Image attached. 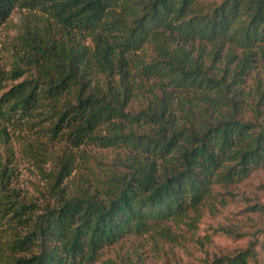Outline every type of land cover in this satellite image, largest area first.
<instances>
[{"label": "trees", "instance_id": "16d2710c", "mask_svg": "<svg viewBox=\"0 0 264 264\" xmlns=\"http://www.w3.org/2000/svg\"><path fill=\"white\" fill-rule=\"evenodd\" d=\"M16 8L28 21L12 70L0 67V90L30 76L0 97V125L46 109L56 138L131 154L77 176L76 154L64 150L49 174L55 203L44 209L20 201L0 161V264H92L127 234H169L167 221L199 214L214 184L264 166V79L243 86L264 62V0H0V25ZM148 44L151 62L136 55ZM139 93L151 104L127 111ZM125 123L152 132H126ZM103 125L110 134L98 132ZM7 136L0 129V142ZM257 246L264 251V238L208 264H249Z\"/></svg>", "mask_w": 264, "mask_h": 264}, {"label": "rangeland", "instance_id": "374dc122", "mask_svg": "<svg viewBox=\"0 0 264 264\" xmlns=\"http://www.w3.org/2000/svg\"><path fill=\"white\" fill-rule=\"evenodd\" d=\"M204 1L220 3L223 0ZM28 15L27 10L16 8L7 22L0 25V67L5 71L12 70L14 53L22 50L20 37L25 33ZM136 55L151 62L157 54L148 44ZM29 76L28 73L19 80L5 81L0 97ZM257 78L264 79L262 61H257L256 67L245 76L243 86L246 91L254 87ZM95 81L103 83L105 77L100 75ZM154 81L152 78L147 83L151 85ZM151 100V95L139 93L132 98L127 111L138 113L146 109ZM38 113L41 115L22 124L0 125V129L6 128L8 135L0 142V161L8 164L12 171L9 187L18 194L20 201L34 203L41 209L55 203L50 193L52 179L49 174L55 171L56 161L64 150L76 154L77 168L72 175L77 176L82 173L103 174V170L112 169L120 159L131 154L130 148L125 146L102 147L93 142L74 147L65 137L56 138L50 131L52 120L47 117L49 112L46 109ZM246 118L253 119L247 107ZM106 127L103 125L98 132L110 134ZM131 128L139 134L152 132L148 124L125 123L126 132ZM166 227L169 234L154 231L127 234L119 242L106 246L100 259L92 264H208L216 258L247 251L254 239L264 238V166L252 169L240 181L228 185L214 184L210 202L199 214L190 211L189 218L169 220ZM7 233H1L3 239L9 238ZM256 251L257 260L250 259L249 264H264V251L260 246Z\"/></svg>", "mask_w": 264, "mask_h": 264}]
</instances>
